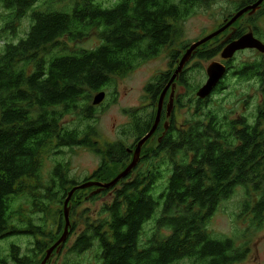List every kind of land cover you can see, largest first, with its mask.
I'll use <instances>...</instances> for the list:
<instances>
[{
  "label": "trees",
  "instance_id": "trees-1",
  "mask_svg": "<svg viewBox=\"0 0 264 264\" xmlns=\"http://www.w3.org/2000/svg\"><path fill=\"white\" fill-rule=\"evenodd\" d=\"M195 2L0 0V11L7 15L0 39L16 36L28 15L31 23L24 38L0 48V241L21 234L36 239L25 256H20L17 246L11 247L12 264H41L64 222L60 211L56 233L32 221L20 230L14 224L15 216L23 217L15 206L19 200L29 199L36 212L46 213L49 205L42 199L63 206L74 187L91 181L110 183L129 165L130 146L118 141L101 147L95 142L98 133L90 124L97 115L93 95L109 91L116 78L159 57L178 37V24L194 13ZM90 39H97L99 46L80 47ZM254 65L239 79L247 82L264 71V65ZM170 75L157 76L145 88L152 112H125L131 125L124 136L133 133L139 141L148 134ZM197 89L188 84V95ZM199 108L182 131L174 129L160 145L157 130L144 145L139 165L115 186L73 195L71 219L83 202L106 197L110 202L96 215L82 213L85 230L70 253L94 250L95 264H179L198 257H212L213 264L231 262L235 241L216 238L209 224L219 206L242 188L248 232L263 225L264 106L253 122L245 117L220 118L203 112V105ZM69 115L86 126L69 129L63 123ZM63 148L91 149L101 159L99 170L78 183L69 178V165L58 163L43 186V156L56 150L62 153ZM40 188L45 195L36 196ZM150 222L154 228L148 233L145 227ZM9 259L0 252V264H10Z\"/></svg>",
  "mask_w": 264,
  "mask_h": 264
},
{
  "label": "rangeland",
  "instance_id": "rangeland-1",
  "mask_svg": "<svg viewBox=\"0 0 264 264\" xmlns=\"http://www.w3.org/2000/svg\"><path fill=\"white\" fill-rule=\"evenodd\" d=\"M106 2V0H99ZM66 5H69L68 2ZM68 7V6H67ZM7 15L0 11V30L4 23H6ZM29 15L21 21L20 27L16 36L4 35L0 39V48L6 42L17 43L21 38H24L30 27ZM212 20L209 21L207 12L203 8H198L194 14L188 19L180 22L177 26L178 37L175 39V47L186 46L197 39H201L205 34L211 32ZM97 39H90L80 47L83 49H95L99 46ZM173 47V46H172ZM169 52L164 53L160 58L141 63L131 73L124 77L115 79V85L109 91L105 90L106 98L104 102L97 107L96 118L90 121V124L95 127L98 133V139L95 142L99 146H104L106 143L123 142L127 145L131 144L135 138L133 133H126L123 131L128 129L131 125V118L125 114L126 111H144L152 112L151 98L146 93L145 88L154 78L166 73L170 70ZM173 53V52H172ZM261 59L253 53L241 55L236 60L235 65L239 66L243 63H258ZM212 60H202L197 58L192 69L187 72L186 77L193 90L202 87L206 83V70L211 64ZM197 89V91H198ZM224 90L216 93L209 99V102L203 107V112H212L219 117L228 116L231 119H238L241 117L247 118L253 122L260 102L264 101V91H261L260 86L256 82L248 83L246 81L229 77L224 82ZM196 91V92H197ZM195 93V92H194ZM95 95H93L94 98ZM197 97V96H196ZM183 107H178L177 120L179 123H185L187 120H192L195 117V105L191 98L183 100ZM142 115V114H141ZM64 125L69 129L80 127L83 129L87 123L80 122L76 115H69L64 119ZM155 146V143H154ZM62 153L58 150L54 153H46L43 156V168L41 172L42 184L47 186L53 171L58 163H65L69 165V178L78 183L92 176L101 166V159L91 150L87 148H63ZM101 183V182H99ZM36 194V192L34 191ZM45 195V192L40 188L36 196ZM246 195L242 188L237 189L235 194L228 201L223 202L209 224V230L218 239H232L235 241L237 247L243 248L247 253V258L243 264H264V221L263 225L258 230H251L248 232V220L243 217L242 209ZM44 204L49 205V210L46 213L36 212V208L26 198H22L15 205L20 208L23 217L15 216L14 224L25 229L27 222L32 221V224L37 227H45L48 232L56 233L60 222L59 212H62V219L64 207L61 205H50L47 200L42 199ZM110 202V197L100 198L95 202L82 203L75 210L73 219L70 217V229L73 225L76 226L73 235L68 236L65 244L58 253L54 252L50 261L47 264H64L65 262H79L82 264H95L94 250L85 252L81 255L70 253L78 236L85 230L82 226L81 215L85 210L96 215L100 212L105 203ZM19 210V209H18ZM18 212V211H17ZM71 216V211H70ZM20 218V220H19ZM65 221L60 230L59 238L64 232ZM154 228L153 222L146 225V232H150ZM71 233V232H70ZM72 234V233H71ZM36 239L25 236L23 234L11 237L4 241H0V252L3 256L9 259L11 247L17 246L20 256L28 254L29 249L33 248ZM10 260V259H9ZM11 263V260L9 262ZM181 264H190L185 261Z\"/></svg>",
  "mask_w": 264,
  "mask_h": 264
},
{
  "label": "flooded vegetation",
  "instance_id": "flooded-vegetation-1",
  "mask_svg": "<svg viewBox=\"0 0 264 264\" xmlns=\"http://www.w3.org/2000/svg\"><path fill=\"white\" fill-rule=\"evenodd\" d=\"M258 1L259 0H196L194 12H196L198 8H203L204 11L207 12V17L209 21L211 22L212 20V26H214V28L211 32H208L207 34H205L204 37H202L201 39H197L193 43L186 45L184 47L182 46L175 47L176 40L171 39L170 41L171 45L169 47L167 46L162 51V54H160V56L157 57V58H160L164 53L169 52L168 54L171 60L170 65H169L170 70L166 73H162V75L164 76L167 75L168 73H171V75L169 76V78H167L166 82L164 83L161 93L168 86L171 77L173 76L174 72L179 66L180 61L182 60L183 56L186 54V52L190 49L192 45L198 43L199 41H202L203 39L223 29L235 17H237L244 10L250 7H253ZM246 35H252L254 39L258 40L264 45V1L254 12H252V10H248L247 12L243 13L233 24L229 25L224 32L220 33L218 36L214 37L212 40H210L209 42L205 43L204 45L196 49L190 61L184 67L182 73L177 77V79L171 85V87L169 88L166 94L163 109H162V114H161V121L157 129L159 135L155 138L159 145L162 144L164 138H166L167 135L170 132H172L174 129L176 130V131L174 130L175 132L182 131L184 129V124L179 123L177 120V110H178V107L182 108L183 100H187L188 97H190L196 107L195 111H197L200 109L199 108L200 105H203L204 107L209 102V99H211L213 95L220 92L224 88V82L229 77H233L235 78V80L239 79L240 73L246 68L255 66L254 64L264 65V54L258 52L257 50L239 51L234 55V57L231 60L222 59L221 55L223 51L230 44L242 39ZM247 53L255 54L257 58L261 59V61H259L258 63H243V64H240L239 66H236L235 63L238 57H240L241 55H245ZM202 57H208L210 58V61L212 60V62L221 63L222 65L226 67V70H227L224 79L216 87L212 95L208 99L203 100V101L199 100L196 97V94L198 91L195 92L194 94L188 95V84L189 83H186L183 78L184 76L186 77L187 72H189L192 69L194 61L197 58H202ZM186 81H188V79H186ZM247 82L248 83L256 82L258 86H260L261 91H264V71L257 73L256 77L254 76L250 78ZM171 96L173 98L172 99L173 106H172L171 111L168 114V105H169ZM262 106H264V101L260 102L259 108ZM157 107L155 108V117L157 114ZM220 118H223V117H220ZM154 121H153V124H154ZM153 124L151 125L150 129L152 128ZM139 141L134 140L131 144L127 145V146H130V148L126 149L127 153L131 157L130 163L133 159V152ZM141 156H142V153H141ZM140 161H141V158L139 160V163ZM70 235H73V233L72 234L70 233ZM234 247H235L234 253H232L231 255L232 260L230 263L228 262V264H243L247 258L246 250L243 248L237 247L236 244L234 245ZM212 261H213L212 257L210 258L208 257L205 259L198 257L197 259L193 261H189V262L190 264H213ZM183 262L185 261H182L181 263Z\"/></svg>",
  "mask_w": 264,
  "mask_h": 264
},
{
  "label": "water",
  "instance_id": "water-1",
  "mask_svg": "<svg viewBox=\"0 0 264 264\" xmlns=\"http://www.w3.org/2000/svg\"><path fill=\"white\" fill-rule=\"evenodd\" d=\"M263 1L264 0H259L253 7H250L248 9L244 10L237 17H235L226 27H224L220 31L216 32L215 34L203 39L202 41H199L198 43H196L190 47V49L186 52V54L183 56L182 60L180 61L179 66L176 69V71L174 72L173 76L171 77L168 86L161 93L159 100H158V104H157L158 105L157 114L155 117L154 124H153L152 128L150 129V131L148 132V134L137 143L136 148L133 152V159H132L131 163L126 167V169L123 172H121L110 183L103 184V183H99V182H95V181L86 182V183H83L79 186L74 187L68 193L67 198L63 204V207H64L63 217H64V221H65L63 235L49 250H47L46 256L43 259L41 264H47L50 261L54 252L58 253L60 251V249L63 247V245L65 244V242H66V240L70 234L71 223H70V205L69 204H70V201H71L73 195L77 191L86 190L89 188H97L98 191L109 189V188L115 186L122 179L126 178L132 172V170H134L136 168V166L138 165L139 160L141 158V152H142L144 145L154 136V134L156 133V131L158 129V126H159L160 121H161V114H162V109H163V105H164V100H165V97H166V94H167L169 88L175 82L177 77L182 73L184 67L190 61V59H191L192 55L194 54V52L196 51V49H198L200 46L204 45L205 43L209 42L214 37L218 36L220 33L224 32L227 29V27L229 25L233 24L243 13L247 12L248 10H252V12H254L262 4ZM244 50H257L258 52L264 54V45L261 42H259L258 40L254 39L252 37V35H246L242 39L230 44L223 51L221 57L223 60H231L237 52L244 51ZM226 72H227V70H226V67L224 65H222L221 63H218V62H212L208 66L207 71H206L207 81L198 90V92L196 94L197 98L201 101L208 99L212 95V93L214 92L216 87L224 79ZM105 98H106L105 92H100V93L96 94L93 98L92 105L94 107L100 106L104 102ZM172 99L173 98L171 96L170 102L168 105V114L171 111L172 106H173V100Z\"/></svg>",
  "mask_w": 264,
  "mask_h": 264
},
{
  "label": "bare ground",
  "instance_id": "bare-ground-1",
  "mask_svg": "<svg viewBox=\"0 0 264 264\" xmlns=\"http://www.w3.org/2000/svg\"><path fill=\"white\" fill-rule=\"evenodd\" d=\"M71 202V201H70ZM71 211V210H70Z\"/></svg>",
  "mask_w": 264,
  "mask_h": 264
}]
</instances>
